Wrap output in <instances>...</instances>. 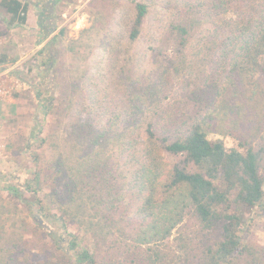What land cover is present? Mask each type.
<instances>
[{"label": "rangeland", "instance_id": "1", "mask_svg": "<svg viewBox=\"0 0 264 264\" xmlns=\"http://www.w3.org/2000/svg\"><path fill=\"white\" fill-rule=\"evenodd\" d=\"M21 1L28 4L25 26L9 25V16L0 7V74L6 72L3 79L11 90L0 100V235L6 250L14 241L19 260L40 264L36 261L44 241L39 238L45 234L37 229L34 211H28L26 203L37 213L39 208L44 210L39 218L46 220L47 229L55 228L58 234L64 230L60 221L52 222L53 215L47 218L50 204L41 198L51 182L40 170L58 154L53 151L55 143L43 144L41 136L53 129L56 144L64 150L70 144L64 140L69 123L80 114L87 120L98 119L101 126L113 121L119 131L134 121L122 141L127 147L142 145L149 121L159 135L187 127L190 116L199 111L192 90H198L203 79L218 78L214 72L220 52L212 54L209 62L201 61L202 41L215 30L209 22L202 23L183 54L178 53L171 24L183 11L182 0ZM138 1L145 2L149 11L141 33L132 41L129 35ZM196 1L200 5L213 0ZM200 8V13H206ZM179 57L186 58L183 66ZM249 117L262 119L252 132L258 134V142H264L263 106ZM135 147L115 150L125 177L119 226L124 233L97 242L88 227L68 226L69 233L77 234L80 246L96 252L102 264H120L125 254L128 261L136 259L143 251L124 245L133 242L125 233L134 236L141 201L131 172L140 159L138 152L133 157ZM164 158L170 164L180 159ZM242 213L241 241L246 251L234 264H264V207ZM219 238V230L203 229L188 215L157 248L169 254L173 264H191L207 247H216ZM37 247L39 251H34Z\"/></svg>", "mask_w": 264, "mask_h": 264}, {"label": "trees", "instance_id": "2", "mask_svg": "<svg viewBox=\"0 0 264 264\" xmlns=\"http://www.w3.org/2000/svg\"><path fill=\"white\" fill-rule=\"evenodd\" d=\"M182 1L183 11L171 24L178 53L183 54L202 23H213L215 30L202 41L201 61L209 62L212 54L220 52L214 72L218 78L203 79L200 91L192 90L199 111L190 116L187 127L159 135L149 121L140 146H122L134 121L119 131L113 121L101 126L98 119L87 120L81 114L69 123L64 140L70 144L64 150L56 144L53 129L41 136L43 144L54 142L53 151L58 153L40 170L51 182L41 198L50 204L47 218L53 215L52 222L60 221L64 230L58 234L55 228L47 229L46 220L39 218L44 210L39 208L37 213L26 203L28 211H34L37 229L45 234L39 238L44 242L36 262L102 264L96 252L80 246L77 234L69 233L68 226L88 227L97 242L124 233L119 226L125 177L115 150L119 147L124 152L133 145V157L138 152L140 159L131 172L141 201L134 236L125 233L133 242L124 245L143 251L129 261L123 255L120 264H173L169 254L157 247L188 215L203 229L220 232L216 247H207L191 264H234L243 253L242 212L264 207V142H258V134L252 132L262 119L248 118L254 110L264 108V0H213L200 5L196 0ZM0 6L9 16V25L27 24V3L0 0ZM200 7L206 13H200ZM136 11L129 35L132 41L141 33L149 7L138 1ZM185 59L179 57L181 66ZM168 155L180 159L170 164L164 158ZM4 244L0 235V264H35L18 259L14 241L7 250ZM33 249L39 251V247Z\"/></svg>", "mask_w": 264, "mask_h": 264}, {"label": "built area", "instance_id": "3", "mask_svg": "<svg viewBox=\"0 0 264 264\" xmlns=\"http://www.w3.org/2000/svg\"><path fill=\"white\" fill-rule=\"evenodd\" d=\"M6 72L0 74V100L9 96L10 88L6 85V81L3 79V76Z\"/></svg>", "mask_w": 264, "mask_h": 264}, {"label": "crops", "instance_id": "4", "mask_svg": "<svg viewBox=\"0 0 264 264\" xmlns=\"http://www.w3.org/2000/svg\"><path fill=\"white\" fill-rule=\"evenodd\" d=\"M1 7V6H0ZM2 8V7H1ZM3 9V8H2ZM4 10V9H3ZM5 11V10H4ZM5 13H6V11H5ZM28 14H29V11H28Z\"/></svg>", "mask_w": 264, "mask_h": 264}]
</instances>
